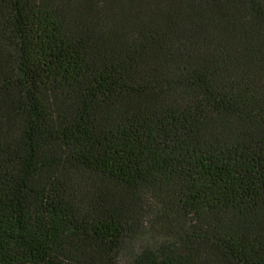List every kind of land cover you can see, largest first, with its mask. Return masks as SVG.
Returning a JSON list of instances; mask_svg holds the SVG:
<instances>
[{
  "label": "trees",
  "instance_id": "1",
  "mask_svg": "<svg viewBox=\"0 0 264 264\" xmlns=\"http://www.w3.org/2000/svg\"><path fill=\"white\" fill-rule=\"evenodd\" d=\"M0 264H264V0H0Z\"/></svg>",
  "mask_w": 264,
  "mask_h": 264
}]
</instances>
